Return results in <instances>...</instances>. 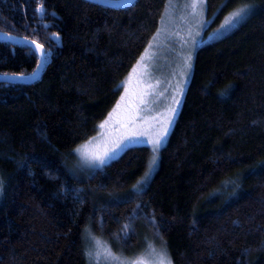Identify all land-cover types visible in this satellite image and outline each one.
Segmentation results:
<instances>
[{"label":"trees","instance_id":"1","mask_svg":"<svg viewBox=\"0 0 264 264\" xmlns=\"http://www.w3.org/2000/svg\"><path fill=\"white\" fill-rule=\"evenodd\" d=\"M167 2L0 0V32L48 54L32 84L0 81V264H88L87 230L117 252L147 238L172 264H264V0L205 1L215 24L247 13L195 51L141 192L130 189L149 146L125 149L82 180L67 171L118 101ZM38 62L30 48L0 41V75L32 74Z\"/></svg>","mask_w":264,"mask_h":264},{"label":"rangeland","instance_id":"2","mask_svg":"<svg viewBox=\"0 0 264 264\" xmlns=\"http://www.w3.org/2000/svg\"><path fill=\"white\" fill-rule=\"evenodd\" d=\"M193 2L194 0H168L160 27L123 79L122 93L115 106L98 125V131L91 140L77 147L67 160V171L75 178L82 180L89 177L120 156L125 149L140 145L149 146L150 159L146 171L130 191L134 194L141 192L148 184L157 170L159 151L166 143L179 113L191 78L195 51L201 45L230 33L246 16L237 18L231 25L226 24L231 15L220 24H215L211 17H206L205 2L195 9L192 8ZM189 55L190 69L184 65V60ZM142 56L145 57L143 61ZM134 68L136 72H133ZM181 88L182 92L179 91ZM174 99L180 103L175 104ZM142 100L146 103H142ZM173 107L177 109L175 114L168 111ZM169 118L173 121L171 125L167 123ZM101 124H104L103 128L100 127ZM164 128H168L166 138L158 152L154 153L152 144L144 141L162 134ZM121 143L126 147L117 149V145ZM113 149H117L114 154ZM106 152L111 158L105 157L104 164L93 159L94 156H104ZM84 238L88 264H160L165 253L170 259L164 248L149 243L147 238L129 253L113 250L106 241L89 230L85 231Z\"/></svg>","mask_w":264,"mask_h":264},{"label":"snow or ice","instance_id":"3","mask_svg":"<svg viewBox=\"0 0 264 264\" xmlns=\"http://www.w3.org/2000/svg\"><path fill=\"white\" fill-rule=\"evenodd\" d=\"M204 2H205V0H194V2L192 4V8L195 9L198 5L204 4ZM40 10H41V12H43L42 8ZM246 13H247V9L246 8L242 7L240 9H238L233 14H231V16L229 18H227L226 24L231 25L234 20H237V18H242L244 15H246ZM222 27H223V25H222ZM0 38H2V39H10V37H8L7 34H4ZM56 39H58V37H56ZM17 42H19V41H17ZM31 43L36 44V48L40 49V56H41V63L37 64V71L34 72L32 74V77H31V79L35 80L38 77V75H39V69L43 67V62H45L47 60V53H45L43 51V46L40 45V44H37L36 41H32ZM30 51H31V49H30ZM144 59H145V57L142 56L141 57V61H143ZM184 65H185L186 68L190 69V67H191V56L190 55L185 58ZM133 72H136L135 68L133 69ZM121 86L122 85H118L117 87L119 88ZM179 91L182 92L183 89L181 88V89H179ZM121 99H123V97ZM141 102L142 103H146L143 100ZM174 102L177 105L180 103V101L176 100V99H174ZM168 111H170L171 113L175 114L177 109L173 107V108L168 109ZM153 119H156V117H153ZM172 122L173 121H172L171 118H169L168 121H167V123L169 125H171ZM105 123H107V121H105ZM100 127L103 128L104 124H101ZM167 132H168V128H164L162 130V134H157V136L155 138L149 137L144 142L152 144L153 152L156 153V152H158L159 148L162 146V143H163L164 139L166 138ZM141 135H143V133H141ZM130 139H131V137H129V140ZM124 147H126V145L124 143H121V144L117 145V149H122ZM117 149H113V154L115 153V151ZM77 151H79V149H77ZM105 157H108L109 159L111 158L109 156V154L106 152V153H104V156H94L93 159L99 161L100 164H104L105 163ZM154 162L155 161L153 160V163ZM2 185H3V182L0 181V190H2ZM160 264H172L171 260L169 258H167L166 253L161 257Z\"/></svg>","mask_w":264,"mask_h":264},{"label":"water","instance_id":"4","mask_svg":"<svg viewBox=\"0 0 264 264\" xmlns=\"http://www.w3.org/2000/svg\"><path fill=\"white\" fill-rule=\"evenodd\" d=\"M88 1L92 3H99L107 7L110 6V7L119 9V8L129 7L131 4L134 3L135 0H88ZM4 34L5 33L0 32V37H2ZM7 36L10 37V39L0 38V41L12 43L14 45H19V46L24 45L30 48L32 51L36 53L37 59L39 61L38 63H41L40 49L36 48V44L31 43L33 40H28L22 37L18 38L10 34H8ZM43 51L46 53V50L44 49V47H43ZM47 63H48V54H47V60L43 62V67L39 69V75L35 80L31 79V77H32V74L37 71V67L34 69V71H32V74H28V75H21V76L19 75H10V76L0 75V81L6 82V83L32 84L34 81L38 80L41 77V75L43 74V69L45 68Z\"/></svg>","mask_w":264,"mask_h":264}]
</instances>
